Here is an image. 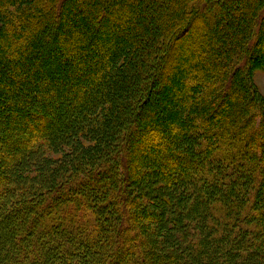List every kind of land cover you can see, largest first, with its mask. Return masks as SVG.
Masks as SVG:
<instances>
[{
    "label": "trees",
    "instance_id": "1",
    "mask_svg": "<svg viewBox=\"0 0 264 264\" xmlns=\"http://www.w3.org/2000/svg\"><path fill=\"white\" fill-rule=\"evenodd\" d=\"M27 2L0 0V72L7 73L0 145L9 157L0 163L9 174L16 170L11 178L0 166V264L264 262V108L252 97L247 73L231 72L229 64L251 39L252 47L264 39V0H47L39 12ZM57 35L64 57L50 48ZM182 36L190 49L178 67ZM130 49L136 55L121 87L126 102L109 114L114 128L101 129L103 151L62 179L25 183L27 164L87 126L107 99L111 82L104 77ZM49 50L59 56L51 74L62 63L74 79L58 85L67 86L70 101L60 87L47 95L41 76L48 69L41 82L29 73L37 56L43 65L51 59ZM175 78L181 89L166 116L157 104ZM121 93L110 98L116 103ZM151 94L156 109L144 113L138 106ZM137 160L159 180L169 213L161 208L148 211L158 218L145 216L130 186L140 184ZM161 228L178 252L153 248Z\"/></svg>",
    "mask_w": 264,
    "mask_h": 264
},
{
    "label": "rangeland",
    "instance_id": "2",
    "mask_svg": "<svg viewBox=\"0 0 264 264\" xmlns=\"http://www.w3.org/2000/svg\"><path fill=\"white\" fill-rule=\"evenodd\" d=\"M47 3V0H28L27 2V9L31 12H39V6H45ZM262 17V21L260 24L262 26V30H264V9L262 8L261 11H259ZM259 14V13H258ZM258 17V16H257ZM58 22V21H57ZM62 25L64 27H69L70 23L67 22V20H64V22H61ZM2 21L0 20V31L1 33H3V29H2ZM259 26V27H261ZM105 35V34H104ZM104 35L101 36V41L103 40L105 42V37ZM60 35H57V37L52 39V43L51 47L52 49L55 50V47H59L61 44V40H60ZM1 38V36H0ZM1 42V41H0ZM188 42H189V37H185L182 36V39H180V41L178 42L177 46L178 49L175 50L174 54H179L180 57H176L178 58L176 61L179 63L178 67H182V62H183V54L186 53V51H189L190 46L188 47ZM254 43V40L251 39V42L249 43V48L246 50L245 48H240V50H238V53L240 54V58L235 60L232 59L231 63H229L231 65V72H237L239 75H241V71L243 73H247V80L245 81L246 84L248 86L251 87V89L253 90V96L255 98V100L260 103L263 108H264V39L262 40V42L260 44H257V46L252 47ZM232 45H234L233 43H231ZM230 45V43L228 44ZM61 47V46H60ZM59 47V50L57 51V53L59 54L60 57H64L65 55V51H63L61 53V48ZM194 49V48H193ZM252 50L253 52L248 56L247 51L248 50ZM195 50V49H194ZM206 50V49H204ZM246 50V51H245ZM131 53L127 54V56H121L116 64L112 65V70L113 73H109V77H104V79L109 80L111 83L109 85V87H106V91L107 92V99L104 98V102L101 103L100 105L97 106V108H95L89 115V118H87V126H85V128L81 129L77 135H73V137H71L70 134L64 135L61 139H59V141L56 143L58 147H55L53 149H51L50 147L45 150L44 154L41 155V157H38V159L35 162H32L30 164L27 165H31L30 167L25 169V174L26 176L22 179L25 183H30L31 181L34 180H44V181H50L52 180L54 177V179H60L63 175L69 173V172H73L76 171L74 166L77 163L82 162L83 158H86L87 155L93 153V154H97L100 153L101 150L103 151V147L105 146V142H103V138L100 137L101 134V129L103 128H107L108 130H111L114 128L115 126V122L116 121H111L109 122L108 118L110 117V115L113 114V112H118L119 110V105L121 103L124 104V101L126 102V100L124 99L125 93L124 91L121 90V87L124 86V82H126V78L125 76H127L128 72H131V69H129V63H130V59L131 56H135L136 55V51L133 53L132 49H130ZM199 51L197 48L195 50ZM235 51H237V49H235ZM52 51L49 50L48 52H46L47 56H49V58H51L50 60L47 61H43L44 59L41 58V60L44 62L45 65H43L42 63H40L39 61V56H37V58L35 59V61L33 62V66L31 68V71L29 73H33L34 71V75L32 76L33 79H35L37 77V75L39 76V82H41L40 80V76L41 74H43L44 69H48L47 71H49L50 74H46L45 76H41L43 78L44 81H48L49 86L47 85V95L51 94L50 90H53V88H59L60 86H58L59 84L67 83L66 81L69 82V80H74V79H70L68 73L69 70L65 69V67L62 65V63H60V65L56 64L54 67L57 70V72H55L53 75L51 74V71H54L53 68V62L55 60H57V57L59 58V56H56L57 53L52 54ZM55 51H53L54 53ZM212 58V57H211ZM244 58V61H243ZM59 62V61H58ZM203 62V61H202ZM187 65V63H186ZM3 66L2 63H0V67ZM37 66V67H36ZM173 66V64H172ZM117 68V70L115 69ZM50 69V70H49ZM244 69V71H243ZM42 71V72H41ZM120 73V74H119ZM1 74V79H0V95L3 96V88H1V84H4L7 82V73L5 72H0ZM118 76V78H123V81H119L118 79L115 80V78L113 76ZM172 75V73H171ZM107 76V75H106ZM31 77V78H32ZM117 78V77H116ZM120 79V80H121ZM128 79V78H127ZM174 80V79H173ZM178 81V82H177ZM174 83H176L175 86L171 87L170 89H166L165 92L162 96L160 95L159 97H161L158 101H159V107L161 109H163V113L167 116V115H171L172 116V112L175 111L174 110V103H175V99L174 96H176L175 94V90H179L181 89V82L180 80L175 78V81H173ZM138 83H140L141 86V78L140 80H138ZM225 84H227V82H224ZM87 84V83H86ZM180 84V86H179ZM88 85V84H87ZM40 86V85H39ZM42 86V85H41ZM53 86V87H52ZM42 88V87H41ZM63 92H61V94H65L63 100L66 101H70L69 98V92H68V88L67 86H63L60 87ZM157 89H159L158 87H156ZM120 91L122 92L121 95H119L118 100L115 103V100L110 98V94L116 91ZM104 92V93H105ZM126 92V91H125ZM60 94V92H58ZM67 93V94H66ZM46 95V97H48ZM123 95V96H122ZM149 96V97H148ZM147 98L145 100H143L142 105H139L138 108L140 110H142L144 113H146L147 111H151L153 112L156 108H154L156 106V95L153 96V94L148 95ZM129 101V100H128ZM60 102V101H59ZM59 102L54 101V105L56 103L59 104ZM131 102V101H130ZM141 106V107H140ZM116 109V110H115ZM118 110V111H117ZM60 115L64 116L68 119L69 113H67V109L61 110L60 109ZM65 119V120H67ZM64 120V121H65ZM1 126V123H0ZM170 126V125H168ZM128 129V125L126 124V126ZM125 127L123 129H125ZM126 128V129H127ZM75 132V131H74ZM55 143V142H54ZM142 142H140L141 144ZM4 144H2V146L0 145V160L1 158L5 160H7L6 156V149L4 148ZM138 163L139 160H137ZM9 162V161H7ZM99 162V160L97 161ZM93 163V164H97ZM5 163H0V166L4 167V171L6 170L7 173L9 172V168L7 169V166L4 165ZM10 164V166L12 165L11 162L8 163ZM141 167L139 171L140 177L141 179L140 184L138 185V187H136L135 184H130L131 188H132V192L136 193L137 192V200H139V202H141L142 205L145 206V210H147V212L145 213V216L147 218H158L159 215H153L151 213L148 214V211H152V212H159L161 210V208L163 206V200L161 201L160 197H165L163 195V192L160 191L159 189V180H156V177L152 176L151 178V174L148 173L147 171H143L144 169H150V167H148L149 165L147 164V168L145 166L144 163H141ZM26 162L24 164V166H27ZM125 169L126 168V164L124 165ZM6 167V168H5ZM18 168V167H17ZM81 168V167H78ZM139 169V168H138ZM16 170H12L10 171V174L8 173L7 175L10 176L11 178H15L16 175ZM80 170H78L79 172ZM12 172V173H11ZM15 172V174L13 173ZM137 174V173H136ZM126 174H124V178ZM65 177V176H64ZM63 177V178H64ZM62 179V178H61ZM159 179V176L158 178ZM18 180V179H17ZM16 183L19 184V181H16ZM21 183V182H20ZM161 206V207H160ZM164 211L167 213H169L168 210V206H164ZM148 214V215H147ZM161 216V215H160ZM153 225H157V223H154ZM146 235V234H145ZM155 241L156 245H153V248H155V250H157L158 252H165L164 254L167 253H172L175 250H177V252L179 251V249H176L175 246L173 245L172 242H169L170 239H168L166 237V233H165V228H161L159 236L158 237H154L153 238ZM161 244H165V246L167 247H162L163 249L160 248ZM167 250V251H166ZM167 259H169V257H166ZM170 260V259H169ZM174 262V261H173ZM172 263V262H171ZM259 263L264 264V262L259 261Z\"/></svg>",
    "mask_w": 264,
    "mask_h": 264
}]
</instances>
